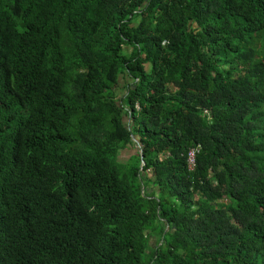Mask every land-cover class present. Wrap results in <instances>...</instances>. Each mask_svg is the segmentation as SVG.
Returning a JSON list of instances; mask_svg holds the SVG:
<instances>
[{"label": "trees", "instance_id": "trees-1", "mask_svg": "<svg viewBox=\"0 0 264 264\" xmlns=\"http://www.w3.org/2000/svg\"><path fill=\"white\" fill-rule=\"evenodd\" d=\"M0 264H264V0H0Z\"/></svg>", "mask_w": 264, "mask_h": 264}, {"label": "built area", "instance_id": "built-area-1", "mask_svg": "<svg viewBox=\"0 0 264 264\" xmlns=\"http://www.w3.org/2000/svg\"><path fill=\"white\" fill-rule=\"evenodd\" d=\"M188 164L190 168L194 165V151L193 150H191L188 154Z\"/></svg>", "mask_w": 264, "mask_h": 264}, {"label": "rangeland", "instance_id": "rangeland-1", "mask_svg": "<svg viewBox=\"0 0 264 264\" xmlns=\"http://www.w3.org/2000/svg\"><path fill=\"white\" fill-rule=\"evenodd\" d=\"M130 151H131V150H126V152H125L124 154H122L121 157H119L120 160H121V161H124V163H126V162H127L126 159H127L128 155H130V154H129ZM152 244L154 245V241H152Z\"/></svg>", "mask_w": 264, "mask_h": 264}]
</instances>
